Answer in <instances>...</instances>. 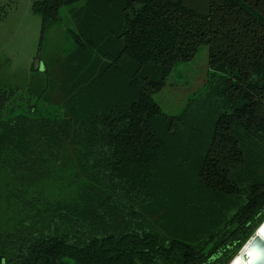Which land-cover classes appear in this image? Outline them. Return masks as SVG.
I'll list each match as a JSON object with an SVG mask.
<instances>
[{
    "label": "trees",
    "instance_id": "trees-1",
    "mask_svg": "<svg viewBox=\"0 0 264 264\" xmlns=\"http://www.w3.org/2000/svg\"><path fill=\"white\" fill-rule=\"evenodd\" d=\"M76 4L75 97L13 111L17 89L0 88V264L226 262L264 219V0H42V34ZM201 46L216 115L178 159L185 116L153 96ZM169 167L216 207L197 238L185 197L176 223L160 213Z\"/></svg>",
    "mask_w": 264,
    "mask_h": 264
},
{
    "label": "rangeland",
    "instance_id": "rangeland-1",
    "mask_svg": "<svg viewBox=\"0 0 264 264\" xmlns=\"http://www.w3.org/2000/svg\"><path fill=\"white\" fill-rule=\"evenodd\" d=\"M39 1L42 0H0V88L17 89L12 100L13 111L19 104L24 108L28 99L31 103L35 102L39 95L60 102L75 97L73 86L79 80L78 69L69 68L65 59L74 48L69 35V31L74 29L71 15L84 2L64 6L58 13V21L45 25L42 34L41 17L32 12V4ZM207 63L208 48L201 46L192 61L174 67L165 87L153 96L164 114L177 117L183 113L185 116L186 122H178L176 127L178 145L169 142L178 159L198 150L216 115L207 86L210 73ZM177 173V169L169 167L167 178L172 188L168 193L175 207L162 206L160 213H170L169 222L176 223L180 216H175V211L180 209L185 197L187 204H182L185 214L182 228L197 238L207 224L217 219L216 207L208 205L205 193L194 189L189 177H179ZM175 189L181 190V193ZM193 200L194 203L190 204ZM157 209L159 207L156 206ZM188 209L190 217L194 216L192 221L186 216ZM177 238L182 240L181 236ZM239 250L220 264H229Z\"/></svg>",
    "mask_w": 264,
    "mask_h": 264
},
{
    "label": "water",
    "instance_id": "water-1",
    "mask_svg": "<svg viewBox=\"0 0 264 264\" xmlns=\"http://www.w3.org/2000/svg\"><path fill=\"white\" fill-rule=\"evenodd\" d=\"M264 228V219L259 224V226L255 229L252 236L244 243V245L240 248L239 252L236 256L229 262V264H235L239 258L241 257L242 261L239 264H247L248 263V256L243 251L246 248H253L259 254V258L251 263V264H264V239L260 236V230Z\"/></svg>",
    "mask_w": 264,
    "mask_h": 264
},
{
    "label": "bare ground",
    "instance_id": "bare-ground-1",
    "mask_svg": "<svg viewBox=\"0 0 264 264\" xmlns=\"http://www.w3.org/2000/svg\"><path fill=\"white\" fill-rule=\"evenodd\" d=\"M260 236L262 237V239H264V228H262L260 230ZM243 253H246L248 256V263L247 264H251L253 262H255L260 254L253 248H246ZM242 261L241 257L239 258V260L235 263V264H239Z\"/></svg>",
    "mask_w": 264,
    "mask_h": 264
}]
</instances>
